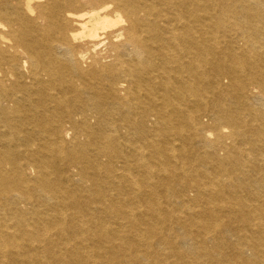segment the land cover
Here are the masks:
<instances>
[{
	"label": "bare ground",
	"instance_id": "1",
	"mask_svg": "<svg viewBox=\"0 0 264 264\" xmlns=\"http://www.w3.org/2000/svg\"><path fill=\"white\" fill-rule=\"evenodd\" d=\"M0 264H264V0H0Z\"/></svg>",
	"mask_w": 264,
	"mask_h": 264
}]
</instances>
